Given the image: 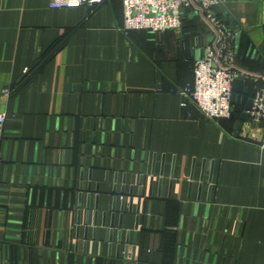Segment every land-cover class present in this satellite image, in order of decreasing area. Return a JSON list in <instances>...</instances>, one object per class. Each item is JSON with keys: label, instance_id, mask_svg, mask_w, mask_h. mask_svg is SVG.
<instances>
[{"label": "crops", "instance_id": "1", "mask_svg": "<svg viewBox=\"0 0 264 264\" xmlns=\"http://www.w3.org/2000/svg\"><path fill=\"white\" fill-rule=\"evenodd\" d=\"M50 1L0 0V264H264L259 128L180 105L209 27ZM217 4L264 77V0Z\"/></svg>", "mask_w": 264, "mask_h": 264}, {"label": "built area", "instance_id": "2", "mask_svg": "<svg viewBox=\"0 0 264 264\" xmlns=\"http://www.w3.org/2000/svg\"><path fill=\"white\" fill-rule=\"evenodd\" d=\"M106 0H51L52 8L87 6L94 7ZM123 12L122 30L163 33L180 31L185 14L196 12V16L209 27L212 40L204 46V55L193 62L192 85L177 88L181 95L180 105L190 102L209 121L218 122L229 118L235 109L231 103L232 81L235 77L251 85L253 93L251 107L247 111L249 120L259 128V137L252 140L264 150V77L246 72L236 65L233 32L226 28L220 16L211 6L218 0H121ZM262 81V84L259 85ZM5 114L0 113L1 127Z\"/></svg>", "mask_w": 264, "mask_h": 264}, {"label": "water", "instance_id": "3", "mask_svg": "<svg viewBox=\"0 0 264 264\" xmlns=\"http://www.w3.org/2000/svg\"><path fill=\"white\" fill-rule=\"evenodd\" d=\"M211 9L213 10L215 14L220 15L223 18L224 25L229 30L233 31V33L235 34V48H237L238 41L240 38V32L237 30H234L233 22L231 21L229 14L223 11L218 4L212 5ZM184 11L186 13H189L188 8H184ZM189 15L196 16V12H192ZM248 46H249L248 41H246L245 47H244L245 52L247 51ZM203 55H204V52L199 58H202ZM252 96H253V93L250 89V85L248 83L244 84L241 78L235 77L232 81L231 103H234L236 105L238 104L241 106L240 116L235 122V133H237L241 129L244 122L249 121V116H248L247 111L251 107ZM230 117H233V114Z\"/></svg>", "mask_w": 264, "mask_h": 264}, {"label": "trees", "instance_id": "4", "mask_svg": "<svg viewBox=\"0 0 264 264\" xmlns=\"http://www.w3.org/2000/svg\"><path fill=\"white\" fill-rule=\"evenodd\" d=\"M218 16H220V15H218ZM223 20V19H222ZM223 24H224V22H223ZM184 26V20H183V24H182V27ZM144 32H146V31H144ZM234 112H237V113H241V109L238 107V108H235L234 109ZM240 116V115H239Z\"/></svg>", "mask_w": 264, "mask_h": 264}]
</instances>
